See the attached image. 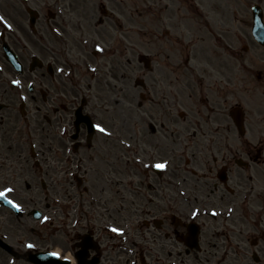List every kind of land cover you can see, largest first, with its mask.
<instances>
[{
  "label": "flooded vegetation",
  "instance_id": "obj_1",
  "mask_svg": "<svg viewBox=\"0 0 264 264\" xmlns=\"http://www.w3.org/2000/svg\"><path fill=\"white\" fill-rule=\"evenodd\" d=\"M87 1L62 4L54 13L62 37L52 43L50 36L47 54L37 55L29 94L22 75L10 66L0 71V192L23 205L25 129L31 137L26 143L49 160L51 187L66 190L64 217H48L47 242L68 264H264V100L249 121L245 114L239 133L230 95L245 80H235L225 56L213 69H206L211 61L190 70L175 61V69L143 71L144 102L135 109L130 104V118L118 123L108 113L103 121L102 89L92 94L89 88L105 74L92 60L98 53L86 52L76 31L110 21L118 31L125 14ZM88 60L95 65L89 81ZM262 62L255 89L264 97ZM24 93L31 102L25 116ZM82 100L83 112L106 133L88 140L87 126H74ZM140 106L142 117H135ZM120 153L127 156L125 166L118 164ZM221 201L229 209L223 217L191 215L195 205ZM38 227L0 200V264H35L30 258L41 251Z\"/></svg>",
  "mask_w": 264,
  "mask_h": 264
},
{
  "label": "rangeland",
  "instance_id": "obj_2",
  "mask_svg": "<svg viewBox=\"0 0 264 264\" xmlns=\"http://www.w3.org/2000/svg\"><path fill=\"white\" fill-rule=\"evenodd\" d=\"M99 1L108 10L121 8L125 14L124 29H118V33L122 32L119 36H117V29L111 21L109 23L113 27L106 24L104 26L82 27L76 31L77 38L79 34H82L83 39H89V41L110 42V45L116 50L115 53L110 55L105 52L102 57L98 55L99 57L92 58V60L101 64V73L105 72L106 69L110 70L112 63L116 67L117 62L121 61L116 69L112 67V69H115L114 72L117 73V77L109 75L104 83H94L89 88L92 94L102 89L99 96L102 97L100 99V102H102L100 117L103 121L110 116L108 113H111L113 117L118 119V123H121L122 119L131 117L130 104L133 109L139 106L138 94L142 89L131 84L133 72L134 77H137L145 70L142 63H138L139 55H149L148 57L154 61V65L150 67L152 69H170L172 64L171 69H175L174 62H180L179 55L182 57L183 55H189V60L180 62L179 68L184 70H190L195 68L196 65L208 61L211 62L206 69H213L216 58L224 55L227 69L231 70L235 80L237 82L238 80H245V85L232 87L231 104L240 105L249 115L247 118L249 121L251 113L264 100V97L255 89L257 80L253 68L261 60L264 50L259 48L251 39V14L249 10L253 3H261L264 7V0H193L194 3L192 0ZM69 2L73 4L89 3L87 0H0V17H3V20L0 21V31H3L6 26H10L12 41H8L20 55L22 61H29V56L36 50L47 54V52L40 49V43L50 41L49 29L52 23L47 13L49 10H54L55 3L65 4ZM183 2L190 4L189 10L184 7ZM181 5L183 6L182 9H186L188 12L184 15L181 12L178 13L182 18L180 22L175 10L180 8ZM27 7H32L38 11L39 18L37 19L36 28L46 38L43 39L44 41L39 40L37 45L36 38L33 39L28 29ZM166 10L170 11L167 12ZM114 12L117 13L115 10ZM174 13L176 15H173ZM16 28L20 31L18 37L15 35ZM51 42L57 43L54 35H51ZM71 47L75 48V44L71 43ZM243 47H247V49L243 50ZM129 48H133V55L128 53ZM84 49L86 52L88 51L86 47ZM84 49L79 52H84ZM72 57H76L75 60L79 62L78 55H72ZM185 62L188 65L190 64L188 69L185 68ZM108 65L111 66L108 67ZM241 66L243 67L241 68ZM108 73L113 72L109 71ZM123 73L124 77L122 78ZM86 79L90 80L89 77ZM130 93L133 94V98H130ZM111 97L116 98L115 104L111 103ZM186 102L190 103L189 100H186ZM106 107L111 108L106 110ZM139 111H142V107L136 110L135 117H142ZM231 127L233 128L232 125ZM252 128L255 129L254 126ZM29 137L24 129L23 180L29 179L33 186L27 191L22 189L25 202L23 206L26 210L36 207L45 217H48L50 216L49 212L52 211L50 204L54 197L45 175L49 167L46 166L45 159H42V165L39 169L32 165L29 158L28 143H26ZM85 160L87 165L91 164V158L87 157ZM118 164L127 165V156H122L120 153ZM40 178L46 180L47 188L45 190L40 188ZM55 193L66 195V190H56ZM222 203L216 202L214 205L207 207L224 208V202ZM62 206L65 209L66 204L64 205V201L61 204ZM55 217H63V212L56 214ZM198 217H207V215L199 213ZM47 234V222L39 224L37 235L40 249L49 248L50 246L47 242Z\"/></svg>",
  "mask_w": 264,
  "mask_h": 264
},
{
  "label": "snow or ice",
  "instance_id": "obj_3",
  "mask_svg": "<svg viewBox=\"0 0 264 264\" xmlns=\"http://www.w3.org/2000/svg\"><path fill=\"white\" fill-rule=\"evenodd\" d=\"M3 20V17H0V21ZM18 83V82H17ZM100 131H104L103 128H101L99 125L96 126ZM157 167H164V165H157ZM6 192H10L11 189H6ZM5 196V192H0V197H4ZM8 203H12L13 207L19 208V205L14 204L12 201H8ZM113 231H118L117 229H113ZM28 247H32V245H28ZM52 256H58V253H51Z\"/></svg>",
  "mask_w": 264,
  "mask_h": 264
},
{
  "label": "water",
  "instance_id": "obj_4",
  "mask_svg": "<svg viewBox=\"0 0 264 264\" xmlns=\"http://www.w3.org/2000/svg\"><path fill=\"white\" fill-rule=\"evenodd\" d=\"M254 21H255V25H254V29H257L260 27V17L257 11L254 12Z\"/></svg>",
  "mask_w": 264,
  "mask_h": 264
},
{
  "label": "bare ground",
  "instance_id": "obj_5",
  "mask_svg": "<svg viewBox=\"0 0 264 264\" xmlns=\"http://www.w3.org/2000/svg\"><path fill=\"white\" fill-rule=\"evenodd\" d=\"M166 11H169V10H166Z\"/></svg>",
  "mask_w": 264,
  "mask_h": 264
}]
</instances>
